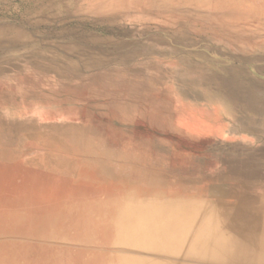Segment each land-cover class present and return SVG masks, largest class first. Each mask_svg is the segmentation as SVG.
Here are the masks:
<instances>
[{
    "label": "rangeland",
    "instance_id": "1",
    "mask_svg": "<svg viewBox=\"0 0 264 264\" xmlns=\"http://www.w3.org/2000/svg\"><path fill=\"white\" fill-rule=\"evenodd\" d=\"M50 1L41 13L0 1V127L10 149L41 154L45 144L61 165L37 170V195L110 194L74 175L88 158L109 168L104 188L227 174L264 195V0L40 4ZM33 110L42 119L25 114ZM2 225L0 253L14 252L8 264H55L52 250L38 251L41 238Z\"/></svg>",
    "mask_w": 264,
    "mask_h": 264
},
{
    "label": "bare ground",
    "instance_id": "2",
    "mask_svg": "<svg viewBox=\"0 0 264 264\" xmlns=\"http://www.w3.org/2000/svg\"><path fill=\"white\" fill-rule=\"evenodd\" d=\"M40 1L24 0L39 13L53 3ZM4 32L1 27L0 35ZM42 164L61 169L46 156L3 172L0 196L7 200L0 225L3 233L23 240L41 238L38 251L52 250L47 258L55 264H264V195L235 185L231 175L160 180L149 188H128L116 180L114 187L104 188L113 178L109 168L88 158L74 175L111 193L79 190L49 198L34 189ZM60 171L69 172L66 167ZM8 250L0 253L3 263L14 253Z\"/></svg>",
    "mask_w": 264,
    "mask_h": 264
},
{
    "label": "crops",
    "instance_id": "3",
    "mask_svg": "<svg viewBox=\"0 0 264 264\" xmlns=\"http://www.w3.org/2000/svg\"><path fill=\"white\" fill-rule=\"evenodd\" d=\"M1 87V86H0ZM2 89V88H0ZM5 90H0V104L4 103L5 100H3V97H5L3 94ZM1 107V105H0ZM2 109V108H1ZM6 114V110H4ZM23 114V113H21ZM28 116H33L35 118H41L42 119V112L40 111H28L25 113ZM2 117V110H0V119ZM7 128L4 127H0V176H3V168L7 165L10 166H14V167H23L25 166L27 163H31V162H36V161H40V160H45V154L44 151H46L48 148L45 144H42V148H40L39 150H42L43 153H39V152H32V149L29 147V150L27 151L28 153H25V148L23 145L20 146H16L17 148L15 150L10 149L9 148V142H8V132H7ZM11 146V145H10ZM31 151V152H30ZM48 152V151H46ZM42 157V158H41ZM26 161V162H25ZM42 166L48 168V166L46 164H42ZM39 167L43 168V167Z\"/></svg>",
    "mask_w": 264,
    "mask_h": 264
}]
</instances>
